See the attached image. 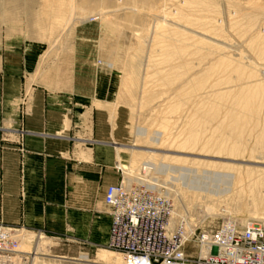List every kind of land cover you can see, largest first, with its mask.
I'll list each match as a JSON object with an SVG mask.
<instances>
[{"label":"rangeland","instance_id":"obj_1","mask_svg":"<svg viewBox=\"0 0 264 264\" xmlns=\"http://www.w3.org/2000/svg\"><path fill=\"white\" fill-rule=\"evenodd\" d=\"M219 22L224 30L222 38L214 29H197L198 24L213 28ZM156 23L163 24L164 29H155ZM179 25L185 26L188 31L192 29L202 33L205 43L190 39L194 35ZM262 27L264 0H0V42L22 40L39 42L44 47L35 78L47 81L55 77L63 81L68 77L70 65L75 59L94 62L99 67L111 70L117 86L113 112L116 108L119 110L118 121L124 126V139L120 145L123 148L131 146L135 143L133 129L144 128L148 134L136 142L138 146L158 149L159 154L186 158L183 159L185 161L172 163L187 167L190 172L184 175H196L205 183L216 180L205 175H222L216 174L218 172L264 175V148L254 142L260 131L264 135V85L254 90L257 104H254L253 110H248L254 111V117L258 120L246 124L243 132L237 133L239 138H232L227 143L228 146L237 142L243 145L244 150L233 157L228 152L216 154L218 145L228 138L225 135L228 131L224 134L216 131V128H220L231 104L230 98L218 99L212 93L226 94L227 89L238 84L237 79H247L248 69H245L247 74H243L236 72L234 66L216 65L192 80L194 72L208 68L212 59L218 58L216 42L209 38L225 41L232 50L242 51L258 67L264 68V58L250 43ZM165 29L170 30L166 33ZM180 29L181 33L178 31ZM156 33V38L165 41L152 44ZM164 42L169 48H164ZM149 52L151 60L144 63L143 59ZM257 79V75H253L250 80ZM183 85H186V91L180 89ZM195 96H201L202 102L209 108L194 114L190 109ZM239 116H243V113ZM200 117L210 120L205 126L193 127L200 142L194 148H185L186 151L177 154L182 150L179 145L187 137L189 119L199 121ZM157 131L163 136L162 145L159 146L152 144L153 133ZM206 143L211 145L208 151H200L201 145ZM252 144L256 145L253 147ZM121 151L124 157L117 169L124 171V168L131 166L130 170L137 175L147 155ZM258 157L263 160L254 159ZM168 159H162L160 155L154 157L156 163H168ZM194 168L199 172H195ZM231 199L203 201L202 205H206L204 209H210L214 216L205 219L203 209L196 208L191 214L193 224L200 225L201 230L212 231L226 221L240 225L241 221L249 220L264 228V207L254 214L238 212V201ZM224 205L230 214H221ZM24 235L26 238L18 234V251L30 253L37 234L24 231ZM41 235L39 250L43 255L33 259L30 264H123V257L107 248V239L95 243L60 239L47 233ZM188 252L190 259L195 261L197 254L194 250ZM80 255H85L87 261H79ZM49 256L71 260L58 261ZM1 261L4 259L0 257Z\"/></svg>","mask_w":264,"mask_h":264},{"label":"crops","instance_id":"obj_2","mask_svg":"<svg viewBox=\"0 0 264 264\" xmlns=\"http://www.w3.org/2000/svg\"><path fill=\"white\" fill-rule=\"evenodd\" d=\"M43 53L39 42H0V226L97 243L125 150L115 77L75 59L63 81H44L34 77Z\"/></svg>","mask_w":264,"mask_h":264},{"label":"bare ground","instance_id":"obj_3","mask_svg":"<svg viewBox=\"0 0 264 264\" xmlns=\"http://www.w3.org/2000/svg\"><path fill=\"white\" fill-rule=\"evenodd\" d=\"M259 10L261 12V9ZM217 24H216L217 27L216 26L214 27L213 25V28L210 26L207 27V25L198 24L197 29H201L203 31L214 29V31L216 30V33L219 35V37L222 38V35L224 32L222 24L220 22ZM179 26L181 27V29L188 31V28H186L185 26H181V25ZM155 29L161 30V29H164V26L161 23H156ZM181 29L178 30L180 31V33L182 32ZM169 30L170 29H165L164 32L167 33ZM188 32H191V34L194 35L192 37H189L190 39H196V42L205 43L202 37L204 35L200 33L199 31L191 29ZM256 34L257 35H255V37H252V39L250 40V43L254 45V49L258 50L259 56L261 58H264V27H262L261 29H258ZM156 35L157 33L155 34V38H152L153 39L152 44L154 42H157L159 44L160 42L165 41V39L163 40V39L156 38ZM198 37H201V38H198ZM159 40H162V41H159ZM209 40H212V42H216V48L218 50L217 51L218 58L217 60H216V57L212 59L211 64L208 68L201 70V71L194 72L192 80L198 78L202 74V72H207L209 71V69L213 68L216 65L217 66H234L236 68L235 69L236 72L239 71V72H242L243 74H247L245 73V69H248V73H249L248 76L246 75L247 79H243V81H240V79H237L239 81L238 84L237 85L235 84L236 86L234 88L230 87V89H227L226 94H224V92L212 93V94L217 95L216 97L218 99H223L224 97L227 96L228 98H230V102H231L230 106L227 108V111L224 114L225 117L222 119L220 123V128H216V131H222L224 134L226 131H228V134H225L228 137L227 140L221 141V143L216 148V154L228 152L230 156L235 157V156H238V154H240L242 150H244L243 145L238 143L237 140H235V142L237 143L231 144L229 146L227 145V143L232 138L234 139L239 138L237 133H239L240 131L243 132L246 124H249V123L251 124L252 121L258 120L254 117L255 112L248 111V110H253L252 108L254 107V104H257L256 102L257 100H254L253 92L254 90L256 91L258 87H261L262 85H264V68L258 67L257 66L258 64L256 65L254 61L251 60L250 57L245 56L242 51L238 49L237 51L232 50L230 46L228 47L225 41L221 39H216L214 41L213 38H209ZM165 44L166 43L164 42L163 44L164 48L165 47L169 48L168 47L169 45H165ZM149 48H152V47H150L149 45ZM150 52L147 53L146 56L144 57L145 58L143 59L144 63L145 62L148 63L151 60L150 59L151 57L149 56ZM171 56H173V54ZM253 75H257L258 79L254 81L250 80L253 77ZM237 80H234V81L236 82ZM186 83L188 82L186 81ZM182 88H184L183 90L186 91L185 90L186 85H183V87H181L180 89ZM183 90H181V92H183ZM202 101H203V98H201V96H195L191 104L192 107L190 106L191 107L190 110L194 112V114L200 111H203L204 109L209 108V106L205 105ZM213 106L214 105H212L211 107ZM241 112L243 113V116L240 117L239 114ZM209 122L210 120H208L205 117H200L199 121H196L195 119H189V123L187 124L188 128H186L187 137L185 141H183L179 145V148H181L182 150L180 152H177V154L183 153L182 151L183 150L186 151V149L189 147L194 148L200 142L198 135L195 133L197 132V130H195L194 128H198L200 125L205 126L209 124ZM147 134L148 133L144 128L135 127L133 129L135 143H133L131 146H128L127 148H124V149L132 153V155L134 153H142V154L147 155L148 158L147 160L141 162V165H140L141 170L139 169L137 175H134L132 170H130L131 166L124 168V173L126 175H123L124 176L123 181L126 184H135L138 186L143 185L147 188L156 190L164 194L165 196L169 197L173 201V204H174V210H175L174 216H173L174 219L177 220L179 217V218H184L187 220L186 243H184L187 253H189L188 250L190 252H193L194 250V252L197 254L198 259H205V258L207 259L210 256V250H209L210 243L209 244L207 243L198 244L197 242L192 240L193 232L195 228L198 227L197 225L193 224L194 218L191 217L192 216L191 214L193 213V211L196 208L203 209V212L205 213L204 218L205 219L209 217L211 218L214 216V214L212 213L210 209L209 210L206 209L207 211L204 209L206 205L205 204L202 205L203 201L204 203L209 200H212L213 202L214 201L220 202L223 200H227L229 198H233L231 200H234L235 198L238 201V204L236 203L237 204L236 208L238 212L246 211L248 214L249 213L254 214L257 210L264 207V175H234L229 172H225V173L218 172L216 174H222V175H205V176H212L216 178V180L213 183H207V182L205 183V181L202 180V178L199 179L196 177V175H184L190 172L188 171V169H186L187 167L184 168V166L183 167H180L178 165L176 166V165H173L172 163L173 161L180 162L181 160L186 159V158L180 157L178 155L159 154L157 152L158 149L141 148L140 146H138L136 142H138L139 139L146 137ZM211 139L212 138H210V140ZM162 140H163L162 134L158 133V131L153 133L152 144L158 145V146L162 145ZM254 142L255 143L257 142V145L259 147L264 148V135H262L261 131L260 133H258V135L255 136ZM255 145L252 144L253 147ZM209 146H211L209 145V143L201 145L200 151L202 152L208 151ZM157 155H160L162 159L169 158L170 160L169 159L168 160L171 161V163H169L168 160H167L168 163H164V162L156 163L154 161V157ZM254 159L263 160V158L261 157L254 158ZM193 161L195 163L197 162V160H193ZM233 161H236V160H233ZM198 170L199 169L194 168V171L197 173L199 172ZM141 183H144V184H141ZM223 207L224 209L221 210V214L222 213L230 214L226 205H224ZM205 219L204 221H207ZM204 221L202 220V223ZM230 221H226V222L228 223ZM240 225L243 227L251 226V225L253 226L254 223L253 221L245 220V221H241ZM110 226H111V220H110ZM110 226H109V231H110ZM260 227L262 226L260 225ZM109 231H108V237H107V245H108L109 238H110ZM205 232H207L206 233L207 235H205V237L207 236L206 239L211 240L212 237L209 234L210 230L205 231ZM41 239L42 237L39 238L38 240H35L34 245L32 246V249H31L32 251L30 252L31 254L28 259V264L32 263L33 259L38 258L40 255H43V254H40V250H39V244H40ZM113 252L116 253V251H113ZM20 253L28 254L26 252L18 251L17 255L21 256ZM0 257L4 259L3 256H0ZM49 257L55 258L58 261L60 260L54 256H49ZM79 259H80L79 261H83V262L87 261V257L85 255H80ZM105 260H106V257H105ZM113 264H116V262H114ZM123 264H127L124 258H123Z\"/></svg>","mask_w":264,"mask_h":264},{"label":"built area","instance_id":"obj_4","mask_svg":"<svg viewBox=\"0 0 264 264\" xmlns=\"http://www.w3.org/2000/svg\"><path fill=\"white\" fill-rule=\"evenodd\" d=\"M118 171L120 182L108 186L104 195L111 217L107 248L119 252L127 264H264V228L231 222L210 231L211 240L196 227L192 240L210 243V256L191 260L184 244L187 220L174 219L173 201L143 185L124 183V171ZM18 234L0 226V264H28L31 253L17 255Z\"/></svg>","mask_w":264,"mask_h":264}]
</instances>
